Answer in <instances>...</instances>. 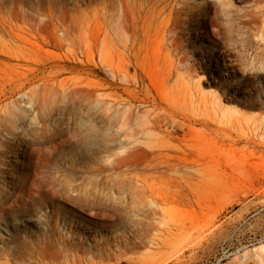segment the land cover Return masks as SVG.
I'll return each instance as SVG.
<instances>
[{
	"label": "rangeland",
	"instance_id": "rangeland-1",
	"mask_svg": "<svg viewBox=\"0 0 264 264\" xmlns=\"http://www.w3.org/2000/svg\"><path fill=\"white\" fill-rule=\"evenodd\" d=\"M143 1L0 0V264H264V0Z\"/></svg>",
	"mask_w": 264,
	"mask_h": 264
},
{
	"label": "bare ground",
	"instance_id": "bare-ground-1",
	"mask_svg": "<svg viewBox=\"0 0 264 264\" xmlns=\"http://www.w3.org/2000/svg\"><path fill=\"white\" fill-rule=\"evenodd\" d=\"M124 1V0H123ZM144 3H147V0H144L143 1V5ZM107 4V3H106ZM102 7V6H101ZM104 9V8H103ZM117 9V8H116ZM133 9V8H132ZM112 13V12H111ZM137 13V12H136ZM101 22H102V25H103V28L100 27V30H102V32H99L102 34L103 36V40L101 39L102 36H101V42L102 45L101 46H104L105 48V51L106 53H101V54H107V58L103 57L102 55V59H103V63L106 65V68H108L110 71V73L113 74L114 77H118L119 78H123V79H126L125 81L127 82V79H128V82L130 81V78L131 75L129 74L128 72V64L131 62L132 60V56L134 55L133 54V50H134V44L136 41L139 40V38H142L144 39L143 37H146L148 34H150V31H151V24L149 26H141L140 27V20H139V16L138 18L136 17L135 13H131L130 12V6H128V4L122 2L120 4V8H119V11L118 13H114V14H111L109 13L108 10H103L102 13H101ZM100 15V14H99ZM99 17V16H98ZM98 19V18H97ZM98 22V21H97ZM96 22V23H97ZM168 23V22H167ZM166 24V23H165ZM164 24V26H165ZM75 26V24H73ZM79 24H77L78 26ZM98 25V24H97ZM95 26L94 28L98 27V26ZM101 25V23H100ZM161 26V25H160ZM167 26V25H166ZM165 28L163 27V29H161V33L158 35L157 39L159 43V39L161 41V48L163 47L164 48H167V49H170V52H174L175 53V39L169 35L171 33V30L168 29V28ZM80 28V27H79ZM84 28V27H83ZM83 28H82V31H83ZM89 28V27H88ZM87 28V29H88ZM170 28V26H169ZM65 29V28H64ZM68 29V28H66ZM86 29V28H84ZM60 30V29H59ZM61 31V30H60ZM69 31V29H68ZM91 31V30H90ZM94 31V30H93ZM67 33V32H65ZM81 33V31H80ZM93 33V32H92ZM159 33V32H158ZM63 34V33H62ZM86 35V34H85ZM97 36V34H95ZM94 35V36H95ZM172 35V34H171ZM88 36V35H87ZM65 38V37H64ZM85 38V36H84ZM97 38V37H96ZM95 38V39H96ZM99 39V38H98ZM99 39V40H100ZM67 40V39H66ZM110 41V43H109ZM140 41V40H139ZM142 41V40H141ZM140 41V42H141ZM107 43H109L111 45V43H113V51H110L112 52L111 56L108 57V55L110 54L109 50L107 52V49L110 48H106L107 46ZM156 43V44H157ZM99 44V43H98ZM108 44V45H109ZM140 44V43H138ZM155 45V43H153ZM109 45V46H110ZM159 46V45H158ZM96 48V47H95ZM98 48V47H97ZM101 48V47H100ZM103 49V48H102ZM111 49V48H110ZM112 50V49H111ZM116 51V55H117V58H118V61L115 63L114 62V57L112 58V55H113V52ZM160 52L162 53L163 51H161L162 49H159ZM136 53V52H135ZM150 53V52H149ZM158 53V52H157ZM133 54V55H132ZM152 54V52H151ZM153 55V54H152ZM160 55V54H159ZM169 55V53H168ZM171 55V54H170ZM155 56V55H153ZM163 56V55H162ZM165 56V55H164ZM166 57V56H165ZM170 57V56H168ZM175 57V56H174ZM173 59V58H172ZM175 59V58H174ZM134 60V59H133ZM173 61V60H172ZM180 61V59H179ZM101 62V61H100ZM177 62V61H176ZM102 63V62H101ZM100 63V65H101ZM103 64V65H104ZM165 64H168L165 62ZM171 64V63H170ZM176 65V63H174ZM172 63V65H174ZM174 65V66H175ZM180 65V64H179ZM171 66V65H170ZM170 66H168L170 68ZM181 66V65H180ZM104 67V66H103ZM173 67V66H171ZM133 68V67H132ZM137 68V67H136ZM174 68V67H173ZM177 68V66H176ZM171 69V68H170ZM169 69V70H170ZM167 70V69H166ZM174 70V69H173ZM130 71V70H129ZM177 71V70H176ZM179 71V70H178ZM174 73V72H173ZM176 73V72H175ZM171 74V73H170ZM135 75V74H134ZM141 76V75H140ZM172 76V75H171ZM135 77V76H134ZM133 77V80L135 79ZM136 80V79H135ZM125 82V83H126ZM127 84V83H126ZM131 86V85H130ZM154 101V100H153ZM136 102V101H135ZM127 103V102H126ZM156 105V104H155ZM114 106V104H113ZM120 106V105H119ZM135 106V105H134ZM126 107V106H125ZM157 108V107H156ZM121 109V108H120ZM125 109V108H124ZM151 109V108H150ZM155 110V109H154ZM120 111V110H119ZM128 111V110H127ZM126 111V112H127ZM129 111H132V110H129ZM128 111V112H129ZM135 111V110H134ZM161 111V110H160ZM127 112V114H128ZM155 112V111H154ZM162 112H163V109H162ZM125 113V111H124ZM132 113V112H129V114ZM126 113L124 114V116L122 117V120H123V124L127 125L129 123V118L128 115ZM169 114V113H168ZM132 117V116H131ZM157 118V117H156ZM149 119L148 123H147V126L144 128V132H153L155 131V129L158 128V118L157 119ZM160 118V117H159ZM175 118V117H173ZM132 120V119H131ZM133 124V123H132ZM131 125V124H130ZM256 129V128H255ZM254 129V131H255ZM257 130V129H256ZM258 131V130H257ZM125 132V131H124ZM143 132V133H144ZM252 133H253V130H252ZM133 133L132 132H126V135L127 136H131ZM257 134V133H256ZM250 143V142H249ZM137 148V147H136ZM130 152V151H129ZM146 152H151L152 154H156L157 156H161L162 155V152L160 150V148H155L154 147H150L149 150H146ZM131 153V152H130ZM134 154V153H133Z\"/></svg>",
	"mask_w": 264,
	"mask_h": 264
}]
</instances>
